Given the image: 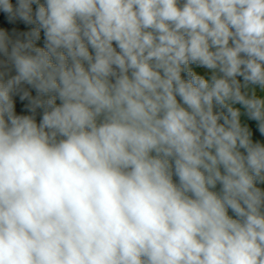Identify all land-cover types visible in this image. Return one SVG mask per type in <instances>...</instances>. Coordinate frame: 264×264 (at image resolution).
<instances>
[{
	"label": "clouds",
	"instance_id": "obj_1",
	"mask_svg": "<svg viewBox=\"0 0 264 264\" xmlns=\"http://www.w3.org/2000/svg\"><path fill=\"white\" fill-rule=\"evenodd\" d=\"M0 264H264V0H0Z\"/></svg>",
	"mask_w": 264,
	"mask_h": 264
}]
</instances>
